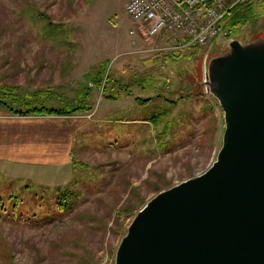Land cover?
I'll list each match as a JSON object with an SVG mask.
<instances>
[{"label":"rangeland","instance_id":"obj_1","mask_svg":"<svg viewBox=\"0 0 264 264\" xmlns=\"http://www.w3.org/2000/svg\"><path fill=\"white\" fill-rule=\"evenodd\" d=\"M127 1L0 0V99L23 111H95L93 119L77 113L87 121L75 136V168L22 176L0 166V264H115L137 213L216 160L224 112L203 83L210 60L229 51L226 40L211 46L207 61L204 50L146 52L130 35ZM261 38L264 17L237 40ZM104 63L106 91L93 83ZM116 92L119 100L107 98Z\"/></svg>","mask_w":264,"mask_h":264},{"label":"water","instance_id":"obj_2","mask_svg":"<svg viewBox=\"0 0 264 264\" xmlns=\"http://www.w3.org/2000/svg\"><path fill=\"white\" fill-rule=\"evenodd\" d=\"M203 85L224 112L216 160L137 213L115 264H264V38L232 40Z\"/></svg>","mask_w":264,"mask_h":264},{"label":"built area","instance_id":"obj_3","mask_svg":"<svg viewBox=\"0 0 264 264\" xmlns=\"http://www.w3.org/2000/svg\"><path fill=\"white\" fill-rule=\"evenodd\" d=\"M249 0H128L125 12L134 22L130 35L148 46L146 52L179 54L209 50L228 40L222 21L234 6Z\"/></svg>","mask_w":264,"mask_h":264},{"label":"crops","instance_id":"obj_4","mask_svg":"<svg viewBox=\"0 0 264 264\" xmlns=\"http://www.w3.org/2000/svg\"><path fill=\"white\" fill-rule=\"evenodd\" d=\"M94 112L89 113L90 119ZM85 119L81 114L15 116L0 108V166L22 176L18 172L74 168L70 156L76 133L85 125Z\"/></svg>","mask_w":264,"mask_h":264},{"label":"trees","instance_id":"obj_5","mask_svg":"<svg viewBox=\"0 0 264 264\" xmlns=\"http://www.w3.org/2000/svg\"><path fill=\"white\" fill-rule=\"evenodd\" d=\"M257 1V3H256ZM40 18L46 23L47 27L51 30L58 31V26L55 25L50 16H48L45 12H39ZM264 17V0H249L247 3L243 4H237L234 6L227 14L225 15L222 25L228 30V36L230 39H238V37L241 35V33L244 31L245 27L252 21H256L259 18ZM107 66V64H106ZM102 67V70L99 69L97 72V78L93 81L94 85L103 88V91H106L108 88L109 81L106 80L108 77H106V70L105 63L100 65V68ZM101 73H104L103 76H101ZM106 82L104 83V81ZM128 87V86H127ZM153 88V87H150ZM130 90H125V94L127 96H132L133 94L130 92ZM107 98H111L113 100H119L121 98V95L116 92V95H108ZM137 101L140 102V104H143L147 101H150L149 99L143 100L140 98H136ZM18 104H7L5 100L0 99V107L4 110H7L9 113L15 115V116H29V115H59V116H67V115H74L79 112H91L90 107L85 106H78L73 107L70 111H67L66 109L61 108H47L46 106H40L37 108H33L27 111L23 110H17ZM154 118V117H153ZM74 165V162H73ZM75 168V166H74ZM65 195V194H63ZM61 201L59 204L63 208H67V203L64 199V196H62ZM127 210H121L119 212L120 216L126 215Z\"/></svg>","mask_w":264,"mask_h":264},{"label":"bare ground","instance_id":"obj_6","mask_svg":"<svg viewBox=\"0 0 264 264\" xmlns=\"http://www.w3.org/2000/svg\"><path fill=\"white\" fill-rule=\"evenodd\" d=\"M228 40H230V43H231L232 39H230V38L228 37ZM230 43H229V45H230ZM229 45H228V46H229ZM179 54H180V53H179ZM171 56L174 57V56H177V54H171Z\"/></svg>","mask_w":264,"mask_h":264}]
</instances>
